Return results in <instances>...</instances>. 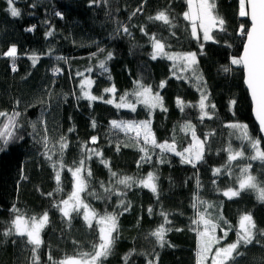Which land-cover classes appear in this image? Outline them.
I'll use <instances>...</instances> for the list:
<instances>
[{
    "label": "trees",
    "instance_id": "trees-1",
    "mask_svg": "<svg viewBox=\"0 0 264 264\" xmlns=\"http://www.w3.org/2000/svg\"><path fill=\"white\" fill-rule=\"evenodd\" d=\"M215 3L216 11L226 21V31L214 30L216 42H205L200 33L199 40L190 34V23L183 17L187 10L185 0H95V3L92 0H15L14 6L21 11L19 17H12L7 11V0H0V111L9 115L14 110L21 113L17 134L23 137L0 151V264H32L33 246L27 243V237L4 235L17 214L13 208L26 217H39L45 212L49 216L42 232L43 243L37 250L39 264H52L49 255L54 261H61L80 251H89L97 239L95 229H89L81 216L73 213L69 223L54 207L72 190V177L65 168L61 173L63 191H56L55 170L52 161L44 155L42 138L45 135L49 138V148L55 145L53 161L59 157L57 141L61 136L67 138L68 148L63 159L68 166L82 158L84 144L103 154L86 162L93 174L89 191L96 195L83 193V196L101 214L123 213L118 215L117 242L104 264H124L122 257L130 251L128 264L155 262L157 254L158 264H197L198 236L192 223L196 217L192 205L197 194L212 205L208 212L214 218L222 215L232 225L222 244L236 239L238 220L245 212L252 213L258 229H264V202L257 198L256 191H245L232 199L223 195V190L237 186L240 168L248 163L252 164L251 174L264 182V162L241 159L233 162L232 175L226 171L213 175V169L226 164L228 145L239 149L242 144L237 138L239 133L227 127L228 124H247L254 137H261L244 85L243 68L231 64L233 56L242 54L245 38L239 30L241 24L249 27L248 18L239 16L238 0H215ZM137 8L141 10L132 15ZM159 11H167L176 26L149 19ZM56 12L62 16L55 15ZM124 27L128 32L123 31ZM142 27L147 35L141 31ZM29 28L33 31H27ZM48 32L52 35L48 36ZM153 34L170 46L166 47L167 51L196 52L197 70L203 80L197 81L190 71L173 69V62L166 58L153 60L150 40ZM12 46L18 50L15 58L5 55ZM108 53L112 54L111 59L107 58ZM33 56L38 57L35 65ZM102 61L104 68L100 67ZM225 66L231 70L225 72ZM173 71L185 78L177 79ZM86 79L92 81L90 89L85 87L86 91L91 90L92 95L102 96L104 100L115 99L117 103L124 93H132L139 81L150 86L153 93L159 92L167 111H150L137 103L136 111L132 112L102 100L89 101L81 92V82ZM161 81H166L163 88L159 87ZM113 85L115 96L104 91ZM202 91L207 93L206 103L215 105V109H206L212 113L211 119H200L198 103ZM177 98L190 106L182 112ZM129 99L135 102L134 96ZM5 120L0 117V122ZM112 120H149L157 141L171 142L175 136L178 149L187 147L191 139L190 133L186 135L180 130L185 122L195 125L201 139L205 134L212 135L207 139L204 160L195 168L181 163V158L171 153L166 154V163H159V149L152 155L151 163L137 167L142 153L130 140L134 134L113 129ZM70 128L74 131L70 132ZM93 136L98 138L95 144L90 143ZM125 143L129 146L125 147ZM117 144H120L119 151ZM0 146H3L2 140ZM245 151L246 156L251 154L246 143ZM101 159L110 162L111 172H116L117 177H112ZM150 171L159 177L158 197L135 184L127 189L115 182L124 176L145 177ZM105 188L126 192V195L112 194L105 199L108 195ZM120 200L128 205L127 211L119 206ZM206 206H201V210ZM162 212L167 214L170 223L164 222ZM161 225L170 229L165 233L164 247L150 235ZM221 228L227 225L221 224ZM217 235L222 236L223 232L217 229ZM241 251L246 255L239 257L236 264H264L261 244L254 243Z\"/></svg>",
    "mask_w": 264,
    "mask_h": 264
},
{
    "label": "snow or ice",
    "instance_id": "snow-or-ice-1",
    "mask_svg": "<svg viewBox=\"0 0 264 264\" xmlns=\"http://www.w3.org/2000/svg\"><path fill=\"white\" fill-rule=\"evenodd\" d=\"M95 3V0H92ZM187 10L183 13L185 20L189 21L191 26V36L194 39L199 40V33L202 32L203 40L215 41L213 36V30L218 29L219 31H226L225 19L216 11L215 0H185ZM9 5L7 11L12 17H19L21 15L20 9L14 6L15 0H7ZM35 6V5H33ZM238 14L240 17H247L250 20V27H245L244 24L240 25L239 34L245 38L243 45V52L241 55L233 56L231 58V64L241 66L245 73V83L250 92L251 101L253 104V111L255 119L259 124V129L264 133V0H238ZM137 8L132 15L140 11ZM55 15L62 16L60 12H56ZM151 20L161 21L166 25L175 27L167 11H159L154 17H149ZM27 31H33V28L27 29ZM124 32H128V28L124 27ZM141 31L147 35L144 28ZM48 36L52 35V32L47 33ZM174 35V33H173ZM152 42L153 52L151 58L153 60L159 58H166L172 61L173 69H180L183 72H191L192 77L197 81H202L203 77L198 73L197 65L199 63L196 52H170L166 50V44L156 38L155 34L150 37ZM231 45H229L230 47ZM204 45L200 44V54L203 55ZM103 51V50H101ZM17 49L15 46L9 48L5 55L15 58ZM107 58L111 59L112 54L108 53ZM33 65H35L38 57L33 56ZM60 59V57H57ZM100 67L104 68L105 64L102 61ZM15 70V68L13 69ZM230 67L225 66L224 71H230ZM54 72H59V69H54ZM91 71V69H88ZM78 75H82L78 73ZM173 75L177 79H184L185 77L179 76L173 71ZM91 80L86 79L81 82V92L83 98L89 101L102 100L107 104H114L117 108H128L130 111H136L137 103L143 104L150 111L156 108H160L162 111H167L163 104V97L159 92L153 93L150 86H145L139 81L136 82L137 87L132 93H124L119 97L117 103L115 99H107L92 95L90 92L85 90V85H90ZM166 81H161L159 85L163 88ZM198 90H200L198 88ZM106 93H112L115 96L116 89L113 85L110 88L104 89ZM129 96L135 97V102L129 99ZM208 96L206 91L201 92V97L198 103L199 110L201 112L200 119L203 120L205 117L211 119L212 113L206 109H215L214 104H208L206 101ZM19 101H17V104ZM232 105L235 101L230 102ZM177 106L183 112L186 106L185 103L177 98ZM21 113L13 111L10 115L7 112L0 111V117H5L4 122H0V140L3 141V146H0V151L4 150L10 142L15 139H22L19 136L18 130L21 127L18 118ZM113 129H118L124 132L133 133L130 140L133 145L142 153L140 160L137 161V167H141L143 163H151L152 155L156 149H159L158 162L166 163V154L171 153L181 158V163L191 164L194 168L198 163L204 160L205 146L207 143L208 136L212 133L205 134L204 139H201L196 134L195 125L191 122H185L181 125L180 130L186 135L190 133L191 139L187 147H181L178 149L176 137L173 136L171 142L164 141L158 142L155 133L151 129V121H110ZM35 131V124L32 125ZM92 127H96V122H92ZM227 127L236 130L239 135L238 139L242 141L239 149H234L231 144L225 149L227 151V162L222 167L213 169V175L218 176L223 172H227L228 175H232V166L234 161L241 159H247L249 161L259 160L264 162V147H262V137H254L250 132L247 124L239 122L230 123ZM46 131V130H45ZM69 131H74L70 128ZM97 137H91L90 143H97ZM45 152V157L52 161V167L55 170V181L57 183V192H62L61 187V173L66 168L72 177V190L68 193L67 198L61 199L54 207H57L64 218L71 221L73 213L77 216H81L86 226L89 229H95L97 233V239L92 243L89 251H80L73 256H66L61 261H54L52 256L49 255L48 259L52 261V264H104V261L112 254L115 244L118 239V215L123 213L107 212L103 214L99 213L90 203L86 202L83 193L89 195H96L94 192L89 191V180L92 177V171L87 166V161L91 160L93 156L102 157V152L95 148H89L87 144L82 145V158L79 161H74L72 166H68L63 159L64 152L68 148L67 138L61 136L57 144L59 145V157L53 161V156L56 155L55 145L49 148V138L45 135L42 138ZM245 143L247 147L251 149V154L246 156ZM125 147L129 144L125 143ZM120 149V144H117V151ZM51 153V154H49ZM105 167L109 168L111 172L110 162L101 159L100 161ZM252 164L248 163L240 168V175L236 178V187H228L223 190V195L228 199L239 197L242 192L245 191H256L258 193V199L264 202V182L257 179L256 176L251 174ZM112 177H117L116 172H111ZM159 179L157 174L153 171L147 173L145 177L134 178L131 176H124L118 178L115 182L118 185H123L124 188L130 189L134 184L137 187H143L149 189L153 194L158 197V185L156 181ZM215 183V181H213ZM197 186L199 187V181L197 180ZM101 187L104 184L101 183ZM105 193L108 195L103 197L105 199L110 198L112 194L118 196L126 195V192L114 190L113 188H105ZM49 196L52 193H48ZM97 198H101L97 196ZM203 207L201 210V206ZM119 206L123 207L125 211L128 210V205L125 204L124 200L119 201ZM192 207L196 210V217L192 223L196 225L194 231L197 232L198 245H197V264H236L239 257L246 255L245 252L241 251L242 248L246 249L248 246L255 244H261L264 246V229H258L256 222L251 212L243 213L238 220V224L235 230L236 239L231 243L222 244V241L227 239L229 231H232V225L223 218L222 215L214 218L208 208L212 205L207 204L203 201L199 195L194 196ZM13 211L17 214L11 221L12 227L4 232L5 236L15 234L19 237H27V243L32 245V264H39V256L37 250L41 247L43 240L41 233L49 222V216L47 212L41 216L26 217L24 214L19 213L18 209L13 208ZM149 209V213H151ZM165 217V223H170L167 220V214L161 213ZM221 224L227 225V228H221ZM217 229L223 232V235H217ZM170 229H165L163 225L158 227L156 230L150 233L154 236L159 243L160 247H164L167 241L165 240V233ZM180 231V229H177ZM115 234V235H114ZM74 243H76L74 241ZM170 246V245H169ZM132 255V252L126 253L122 259L124 264H128V261ZM159 255L156 256V261L148 260L147 264H158Z\"/></svg>",
    "mask_w": 264,
    "mask_h": 264
},
{
    "label": "water",
    "instance_id": "water-1",
    "mask_svg": "<svg viewBox=\"0 0 264 264\" xmlns=\"http://www.w3.org/2000/svg\"><path fill=\"white\" fill-rule=\"evenodd\" d=\"M248 21H249V27H250V20L248 19ZM242 52H243V50H242ZM243 72H244V70H243ZM244 85H245V88H246V90H247V92H248V95H249V98H250V101H251L250 92H249V90H248V88H247V86H246V83H245V73H244ZM251 105H252V115H253L254 120L256 121V119H255V115H254V111H253V104H252V101H251ZM256 123H257L258 128H259V124H258L257 121H256ZM259 133H260V136H261L262 138H264V133H262V132L260 131V129H259ZM262 140H263V142H264V139H262Z\"/></svg>",
    "mask_w": 264,
    "mask_h": 264
},
{
    "label": "rangeland",
    "instance_id": "rangeland-1",
    "mask_svg": "<svg viewBox=\"0 0 264 264\" xmlns=\"http://www.w3.org/2000/svg\"><path fill=\"white\" fill-rule=\"evenodd\" d=\"M214 30H217V29H214ZM213 30V31H214ZM200 35L202 36V39H203V34H202V32H200ZM209 41H211V40H209ZM205 42H207V41H205ZM17 49V48H16ZM17 53H18V50H17ZM9 57V56H8ZM15 57H17V54H16V56ZM91 86H92V83L90 84V85H85V87L87 88V89H90L91 88ZM88 91V90H87ZM89 92V91H88ZM90 93L92 94V91L90 90ZM156 109H160V108H156ZM156 109H153L152 111H154V110H156ZM83 195V194H82ZM44 230V229H43ZM43 232V231H42ZM41 238H42V233H41Z\"/></svg>",
    "mask_w": 264,
    "mask_h": 264
}]
</instances>
